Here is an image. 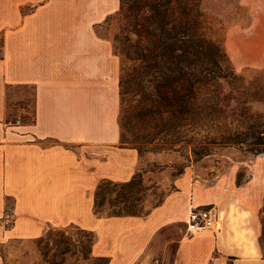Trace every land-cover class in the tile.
Masks as SVG:
<instances>
[{"label": "crops", "instance_id": "0c3cea01", "mask_svg": "<svg viewBox=\"0 0 264 264\" xmlns=\"http://www.w3.org/2000/svg\"><path fill=\"white\" fill-rule=\"evenodd\" d=\"M238 2L248 18L227 27L225 52L237 70L264 69V0ZM119 7L0 0V264L6 241L70 224L107 264H264V151L209 184L181 176L144 215L94 212L98 184L129 181L138 163L120 141V59L98 32ZM210 204L216 228L188 234L190 207Z\"/></svg>", "mask_w": 264, "mask_h": 264}, {"label": "rangeland", "instance_id": "374dc122", "mask_svg": "<svg viewBox=\"0 0 264 264\" xmlns=\"http://www.w3.org/2000/svg\"><path fill=\"white\" fill-rule=\"evenodd\" d=\"M163 12L167 23L161 25ZM247 18L238 0H121L119 9L98 27L120 59V80L127 78L120 85V141L137 150L138 163L132 189L103 182L96 214L144 215L181 176L209 184L232 163L250 161L264 151V69L237 70L224 49L227 27ZM179 24L188 30L183 72L175 69L173 59L158 58L159 38L174 40ZM202 38L212 46V62L202 59ZM137 49L157 54L158 62L141 82L131 79L134 63L129 57ZM179 52L174 50L175 55ZM160 83L174 94L159 95ZM26 95L25 118L32 119L31 91ZM175 102L185 105L182 113L167 106ZM242 176L240 171L238 179ZM93 240L92 231L70 224L49 227L38 238L8 240L1 253L4 264H102V258L90 253Z\"/></svg>", "mask_w": 264, "mask_h": 264}, {"label": "trees", "instance_id": "16d2710c", "mask_svg": "<svg viewBox=\"0 0 264 264\" xmlns=\"http://www.w3.org/2000/svg\"><path fill=\"white\" fill-rule=\"evenodd\" d=\"M121 3V0H120ZM164 12L160 13V22L161 25L166 24L167 22L164 21ZM187 28L185 26H182L181 24H179L178 28L175 29V34L173 35L174 40H170L169 37H160L158 40V46H159V55L158 58L163 60V61H167L169 59H173V66L176 68H178L177 70L183 72V68H185V53L187 52V47L188 45V40H183L184 39V35L187 34ZM178 35V36H177ZM177 36V37H176ZM202 46L204 45V50H202L201 48V52H202V59H204L205 62H212L214 61V56L212 55L210 48L212 47L211 44L209 42H207L205 39H201L200 40ZM174 50H179V54L175 55ZM137 52H134V56L129 57V59L134 63L133 64V70L134 73L133 75H131V79L132 80H139L141 82V80L147 75L149 69L153 66L154 68L157 67V61L154 60V56L157 54H154L153 56L150 55L149 53H144V52H140L138 49L135 50ZM167 56V57H166ZM216 62V61H215ZM179 64H182L179 66ZM165 66H161L159 68H164ZM127 81V78L122 79V81L120 80V85L122 82V86L123 84H125ZM176 82L179 81L178 78H176L175 80ZM139 84V83H137ZM159 86V95H167L168 92L174 94V90H165L164 91V84L160 83ZM167 106L169 108H172L174 106V112H178V113H182L185 110V105L181 102L178 103L175 102L174 104L169 103L167 104ZM170 110V109H169ZM104 181H102L100 184H98L96 190H95V194H94V209L95 206L97 204L96 199H97V191L101 188L102 184ZM123 183V185L127 186L128 189H132L137 182L135 181V177H132L129 181L127 182H121ZM99 204L102 203V200L98 201ZM127 214H135L132 212H126V213H112V214H107L108 216L111 215H127ZM98 258H102L104 261L102 264H107L108 263V258L106 257H98Z\"/></svg>", "mask_w": 264, "mask_h": 264}, {"label": "built area", "instance_id": "2783aa9c", "mask_svg": "<svg viewBox=\"0 0 264 264\" xmlns=\"http://www.w3.org/2000/svg\"><path fill=\"white\" fill-rule=\"evenodd\" d=\"M20 122L19 119L15 121ZM217 212L213 205L191 206L187 215L188 234H198L203 230L215 229Z\"/></svg>", "mask_w": 264, "mask_h": 264}]
</instances>
